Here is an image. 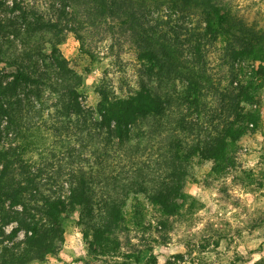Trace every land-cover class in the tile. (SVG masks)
<instances>
[{
    "label": "trees",
    "instance_id": "16d2710c",
    "mask_svg": "<svg viewBox=\"0 0 264 264\" xmlns=\"http://www.w3.org/2000/svg\"><path fill=\"white\" fill-rule=\"evenodd\" d=\"M13 5L20 14L0 17V264H31L55 253L65 241V219L78 209L88 252L96 257L116 251V236L128 222L129 196H134V212L142 195L162 215H176L186 199L185 164L197 157L213 160L218 169L248 132L247 123L259 126L261 113L243 112L242 103L253 102L264 86V32L237 20L218 1L50 0L48 13L17 0ZM195 15L200 24L189 25ZM107 22L131 36L140 79L119 94L102 78L92 87L94 104L88 105L83 75L91 68L77 71L60 45L72 32L83 55L94 62L82 30ZM219 39L228 49L232 75L238 60L253 63L249 77L239 64L238 73L248 83L234 86L235 74L230 87L221 89L223 121L214 125L211 119L215 135L204 144L163 136L169 146L158 168L164 172L153 178V154L144 161V153L156 137L152 121L166 116L170 106V96L159 95L153 83L180 66V54L190 47L192 66H181V98L199 115L205 89L214 86L205 72L203 48ZM178 124L185 130L198 123L181 117ZM33 152L41 156L37 163L29 160ZM11 223L16 226L8 234L4 227ZM20 232L25 238L16 240ZM126 258L120 264L141 262L136 254Z\"/></svg>",
    "mask_w": 264,
    "mask_h": 264
},
{
    "label": "rangeland",
    "instance_id": "374dc122",
    "mask_svg": "<svg viewBox=\"0 0 264 264\" xmlns=\"http://www.w3.org/2000/svg\"><path fill=\"white\" fill-rule=\"evenodd\" d=\"M13 1L0 0L4 3L0 7V17L6 19L20 14L19 10H13ZM17 1L22 6H34L44 13H48L50 7V0ZM215 1L231 9L237 20L264 32V0ZM178 15L175 14L174 18ZM190 24H200L196 15ZM118 27L117 23L107 22L83 28L84 46L95 55L97 60L94 62L83 55L81 42L74 33L66 32L64 42L60 45L62 53L77 71L83 73L85 68H91L83 75L88 105L94 104L92 87L102 78L106 77L113 90L119 94H126L139 82L137 49L131 36L124 34ZM227 51L221 39L206 43L203 48L205 72L214 86L205 89L206 95L202 99L199 115L181 98L185 82L182 73L185 70L181 66H192L190 47L180 54V66L174 65L166 75L162 74L153 83L159 95L170 96L167 115L152 121L157 127L156 137L151 143L153 147H149L151 150L144 153V161L148 159L149 153L153 154V178L164 172V169L158 168L169 146L162 142L163 136L180 137L185 145H194L198 141L204 144L210 136L215 135L210 129L211 119L215 118L214 125L223 121L221 89L230 87L235 74L238 77L234 86L239 82L248 83L247 76L251 75L253 63L238 60L235 63L237 72L232 75L234 68ZM239 64L244 66L247 76L238 73ZM2 66L0 64V69ZM255 94L254 101L243 102L242 107L243 112L261 113L259 126L247 123L248 132L231 146L229 161L218 169L213 168V160L197 157L185 164L188 169L183 187L186 199L176 215H162L142 195L137 196L141 203L137 212H134L130 205L134 196H129L127 203L131 209H126L128 222L116 236L120 242L119 248L107 255L95 257L88 252V239H85L82 226L77 224L81 216L78 209L64 221L65 241L59 250L47 255L45 260L31 264H120L128 260V254L140 256V264L152 259L151 264H264V86ZM181 117L197 122V125H191L197 128L189 125L182 130L178 124ZM166 124L167 127L164 126ZM39 152H42L41 148ZM38 153L33 152L29 160L37 163L41 159ZM155 160H158L157 163ZM15 209L21 210L22 207L18 205ZM15 226L16 223H11L4 229L9 234ZM24 238V232H20L16 240Z\"/></svg>",
    "mask_w": 264,
    "mask_h": 264
}]
</instances>
